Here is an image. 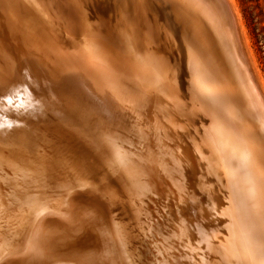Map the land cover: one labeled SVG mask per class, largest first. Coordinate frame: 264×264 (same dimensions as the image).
<instances>
[{
    "label": "bare ground",
    "instance_id": "1",
    "mask_svg": "<svg viewBox=\"0 0 264 264\" xmlns=\"http://www.w3.org/2000/svg\"><path fill=\"white\" fill-rule=\"evenodd\" d=\"M112 1L0 0V264H40L28 257L47 217L110 220L112 207L143 250L166 246L176 228L156 175L171 157L188 178L218 169L198 237L183 238L188 263L264 264L255 223L264 227V94L228 0H161L167 14L151 0ZM65 34L73 47L62 46ZM142 151L149 158L139 164ZM248 183L260 219L235 213Z\"/></svg>",
    "mask_w": 264,
    "mask_h": 264
},
{
    "label": "rangeland",
    "instance_id": "2",
    "mask_svg": "<svg viewBox=\"0 0 264 264\" xmlns=\"http://www.w3.org/2000/svg\"><path fill=\"white\" fill-rule=\"evenodd\" d=\"M151 1L153 3V5L151 4L152 6H154V4H157L159 5V8H161L159 10L163 11V14L166 13L162 6H160L161 0ZM111 2L113 1L111 0ZM228 2L232 8L233 14L235 15L234 18L236 17V28L238 30V34H240L239 36L241 37V49L244 58L248 63L250 70L252 69V75L254 80L256 79V83L264 94V0H228ZM108 7L110 8L109 5ZM73 8L78 9V6L74 5ZM134 17H136V15ZM70 26L71 27H69V29L67 28V32L68 35L73 36L75 35L74 33H77V29L76 31L74 29L77 27L73 24H71ZM120 30H118L117 32L118 34L122 35L123 31L121 30L120 32ZM67 37L68 36L65 34L61 38V44L63 43L62 46L64 45V47H73L72 39L70 40ZM158 69L159 68L156 67V70ZM148 75L149 79H153L152 81H154L156 79V76L158 75V72L153 74L151 73ZM183 78H185V75ZM196 131L197 129H193L191 133L193 135H188V140L189 138H191L189 140V143H193L194 148L196 146V148L199 147V145L195 143L196 139L193 140V136H195ZM177 137L178 139H180L181 134H179V136ZM74 141L78 143L80 149L83 148V151H87L84 148L85 145L81 143L82 141L80 135L75 136ZM174 141V143L176 144L173 149H176V146H180L181 141L177 139ZM80 143L83 147H81ZM202 147L204 150L208 147V145H206V148L205 145H202ZM202 147L200 146L201 152L203 151ZM196 153L199 158L203 160L200 161V159L197 158L198 160L196 159V163L195 161L193 163L200 166H202L203 164L205 165L203 161L206 162L208 160L206 159L207 149L202 153H200L199 151H196L195 154ZM225 153L227 156H229L227 151H225ZM146 158L148 159L149 156L147 154H144V152L142 151V154L139 159V164H142L141 162L145 161ZM172 158L173 157L170 158L169 163H166L167 160H163L160 163V167L159 170L157 169L158 172L156 175V179L158 181L156 187H159L157 188L159 192H164V195H159L160 203H162V205L164 206V199L168 200L169 209L167 211V214L169 218L172 219L175 223L176 228V232L174 233L173 238L170 241L167 240L165 242L166 246L164 244L159 245L158 243L154 242L151 244L152 250H143L142 246H140L138 242H136L135 244V242H133L130 237L128 238V235L126 233L130 232H126L121 228L119 220L115 217V210L112 207V209L110 208L109 210V212H111L110 220L107 219L106 214L93 215V213L73 219L47 217L41 222V225L37 228L36 239L34 241V246L37 250L34 251L33 254L29 255L28 260L33 261L38 256L41 260L40 264H62L63 256L67 255L68 257H74V259H72L71 261L66 262L67 264H173V262L174 264H189L188 255L186 252L189 249V246L184 240L189 239L190 236L198 237L199 235L198 233H196L197 230L193 228H195V224L196 226L199 225L198 215L200 212H202L201 200L205 197H208L209 193L207 192V190H209L210 184L214 183V181L216 180V178L214 179L213 177H216L215 175H217L218 169L213 167V169H211L210 174L208 173L210 170L201 167L197 169V174L192 171L188 178V176L184 174V170L181 169V166H179V164L174 163L175 159ZM243 168L244 171H246L243 172L245 174V178H250V171L247 169V166H243ZM205 170L208 172L206 173ZM191 179H193L195 183H199L198 188H194ZM242 180L243 178H239V182H242ZM240 185L242 187V190L238 196H241L243 198V204L245 207L241 208L239 211L236 210L235 213L240 216L242 215V217L249 216L253 219H260L261 197L254 196V198L251 199V197L249 196L251 187L250 183H248L247 185ZM245 194L248 195L246 196ZM211 197L214 196L209 194V198ZM222 201L224 202V200ZM194 202L197 206H194ZM152 205L156 207L154 204ZM192 206H194V208ZM197 207L200 208L198 209ZM191 208H193L195 212ZM190 210L193 211L195 214L192 212L190 213ZM262 210H264V208H262ZM193 214L195 215V217L193 216ZM102 216L109 223L111 222L112 226L114 227L113 233L112 230H108L106 228L104 222L100 221V218H102ZM183 216H185V219ZM196 217L198 220L196 219ZM240 219L242 223L246 222V218ZM72 223L77 225L73 226L74 224L72 225ZM255 223L257 227H260V230L263 232L264 236V227L260 226L257 220L255 221ZM246 236H252V233H249V235L246 234ZM47 240L50 243L47 244L45 242ZM258 244L259 245L257 246L264 248V241H261ZM134 246H136L137 248H134ZM101 247H104L105 249L103 250L101 249ZM181 254H183L182 257H180ZM44 256H53V259L46 258L45 261H42V258H44ZM170 260H172L171 263Z\"/></svg>",
    "mask_w": 264,
    "mask_h": 264
},
{
    "label": "water",
    "instance_id": "3",
    "mask_svg": "<svg viewBox=\"0 0 264 264\" xmlns=\"http://www.w3.org/2000/svg\"><path fill=\"white\" fill-rule=\"evenodd\" d=\"M215 2L217 3V2H218V0H215ZM217 4H218V5H220L219 3H217ZM174 8H175V7H174ZM195 38H196V37H195ZM195 38H194V39H195ZM191 43H192V44H196V42H195V41H191Z\"/></svg>",
    "mask_w": 264,
    "mask_h": 264
}]
</instances>
